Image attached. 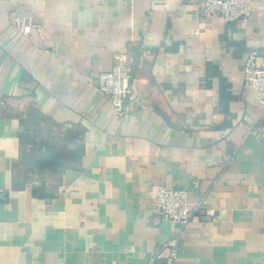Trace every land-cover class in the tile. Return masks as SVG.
<instances>
[{"label": "crops", "instance_id": "1", "mask_svg": "<svg viewBox=\"0 0 264 264\" xmlns=\"http://www.w3.org/2000/svg\"><path fill=\"white\" fill-rule=\"evenodd\" d=\"M200 3L0 0V264H147L176 238L174 264H264V94L243 80L264 0L233 23ZM116 62L137 93L123 118L93 82ZM160 187L216 216L179 231Z\"/></svg>", "mask_w": 264, "mask_h": 264}, {"label": "built area", "instance_id": "2", "mask_svg": "<svg viewBox=\"0 0 264 264\" xmlns=\"http://www.w3.org/2000/svg\"><path fill=\"white\" fill-rule=\"evenodd\" d=\"M166 0H152V5L161 4ZM253 0H201L197 14H219L226 23L249 21L253 14ZM13 26L18 34L30 36L40 31L42 24L32 16L18 15ZM145 47L141 46V51ZM244 86L264 94V51L251 49L248 51L244 64ZM98 91L106 98L113 113L123 118L137 93L133 86V68L128 63L116 62L110 71L103 72L93 79ZM264 106V98L261 101ZM156 211L164 222L176 224L178 230L187 228L199 215L214 218L216 211L206 203H193L187 190L160 187L156 197ZM181 233H179L180 236ZM180 238L171 239L163 248L151 256L147 264H174L179 258L182 243Z\"/></svg>", "mask_w": 264, "mask_h": 264}, {"label": "trees", "instance_id": "3", "mask_svg": "<svg viewBox=\"0 0 264 264\" xmlns=\"http://www.w3.org/2000/svg\"><path fill=\"white\" fill-rule=\"evenodd\" d=\"M36 134H37L36 132H35V134H32V137H30V135L25 134V138H29V139L30 138H36ZM36 154H39L41 156V150H39V152H37ZM36 154H34V156ZM34 162H37L36 165H35V167L39 171H42V170H44L47 167L53 168V167H56L57 166L56 158H54V157L46 158V159H42L40 161H34Z\"/></svg>", "mask_w": 264, "mask_h": 264}, {"label": "rangeland", "instance_id": "4", "mask_svg": "<svg viewBox=\"0 0 264 264\" xmlns=\"http://www.w3.org/2000/svg\"><path fill=\"white\" fill-rule=\"evenodd\" d=\"M35 133V132H34ZM33 161H40L42 160V157L39 154H36L33 158ZM51 176L47 175V177L49 178V180H47L44 184H47V187H53L56 184V180L52 179L53 174H50Z\"/></svg>", "mask_w": 264, "mask_h": 264}]
</instances>
